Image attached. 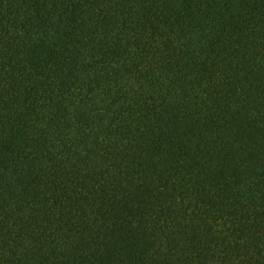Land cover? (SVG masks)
Returning <instances> with one entry per match:
<instances>
[{"label": "trees", "instance_id": "trees-1", "mask_svg": "<svg viewBox=\"0 0 264 264\" xmlns=\"http://www.w3.org/2000/svg\"><path fill=\"white\" fill-rule=\"evenodd\" d=\"M0 264H264V0H0Z\"/></svg>", "mask_w": 264, "mask_h": 264}]
</instances>
